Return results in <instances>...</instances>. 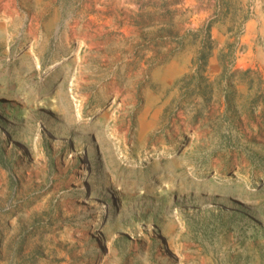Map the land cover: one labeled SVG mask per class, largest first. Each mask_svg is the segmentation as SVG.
Returning <instances> with one entry per match:
<instances>
[{"label": "rangeland", "instance_id": "rangeland-1", "mask_svg": "<svg viewBox=\"0 0 264 264\" xmlns=\"http://www.w3.org/2000/svg\"><path fill=\"white\" fill-rule=\"evenodd\" d=\"M33 4L0 0V264H264V0Z\"/></svg>", "mask_w": 264, "mask_h": 264}, {"label": "bare ground", "instance_id": "bare-ground-1", "mask_svg": "<svg viewBox=\"0 0 264 264\" xmlns=\"http://www.w3.org/2000/svg\"><path fill=\"white\" fill-rule=\"evenodd\" d=\"M33 3H34L33 5L35 7H40L42 5V3H43V0H33ZM4 4H5V11L9 12L12 17H15L14 16L15 12H11V9H12L11 2H6ZM183 69L184 68L181 65L172 66V67H170V68L165 70V72L159 77V81L162 84L168 85V87H169V84L172 83L173 78L175 77V75L178 74L179 72H181ZM148 99H149L150 102H152L154 100V97L151 96ZM157 113L158 112H156L154 117H152V118H156L157 117ZM149 114H150V112H149ZM149 114L147 115V113H146L141 119L142 131H146L148 129V127L150 126V124L152 123V121H149V119H148ZM19 153L21 155L22 151H19ZM0 219H1V217H0Z\"/></svg>", "mask_w": 264, "mask_h": 264}]
</instances>
